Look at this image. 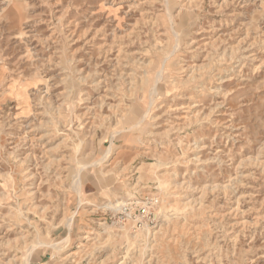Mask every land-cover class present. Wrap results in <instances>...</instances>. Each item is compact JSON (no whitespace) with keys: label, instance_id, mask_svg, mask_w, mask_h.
<instances>
[{"label":"rangeland","instance_id":"374dc122","mask_svg":"<svg viewBox=\"0 0 264 264\" xmlns=\"http://www.w3.org/2000/svg\"><path fill=\"white\" fill-rule=\"evenodd\" d=\"M27 258L264 264V0H0V264Z\"/></svg>","mask_w":264,"mask_h":264},{"label":"bare ground","instance_id":"6f19581e","mask_svg":"<svg viewBox=\"0 0 264 264\" xmlns=\"http://www.w3.org/2000/svg\"><path fill=\"white\" fill-rule=\"evenodd\" d=\"M178 41V40H177ZM178 43V42H177ZM179 46V45H178ZM159 78H161V74H159ZM152 101H153V99H152ZM147 116H148V111L145 113V115L139 120V121H137V122H135V123H133V124H130L126 129L124 128L123 130H136V129H138V128H140V126H142L143 125V123L145 122V120H146V118H147ZM81 191V190H80ZM80 191H79V187H78V192L80 193ZM78 193V194H79ZM81 194V193H80ZM81 196V195H80ZM79 200V199H78ZM81 202V201H80ZM68 238V237H67ZM40 244V242H36V244H33V247L36 249V247ZM62 243V242H61ZM42 244V243H41ZM43 244H45L46 246H48V243H44L43 242ZM58 244V243H57ZM57 244H55V245H57ZM44 245V246H45ZM152 245V244H151ZM29 256H30V253L28 254V258H29ZM26 259V262H25V264H30V261H29V259Z\"/></svg>","mask_w":264,"mask_h":264}]
</instances>
